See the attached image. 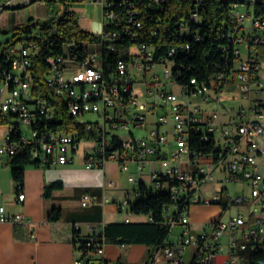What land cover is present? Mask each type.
Here are the masks:
<instances>
[{
	"label": "built area",
	"instance_id": "1",
	"mask_svg": "<svg viewBox=\"0 0 264 264\" xmlns=\"http://www.w3.org/2000/svg\"><path fill=\"white\" fill-rule=\"evenodd\" d=\"M81 1L101 5L102 28L94 32L100 40L82 42L81 56H72L73 43L65 45L64 55L48 58L43 85L35 77L40 50L37 41L23 32L21 39L14 41V32L7 36L0 34V163L10 167L19 150H27V157L38 166L73 163L80 145L86 142L88 146L83 151L86 167H104L111 160L124 171L133 165L136 173L130 176L133 182L149 180L155 189L167 188L174 199L188 196V203L178 208L176 216L168 214L172 226L183 227L182 233L175 241L164 243L143 264H215L214 259L223 247L227 252L220 264H244L241 251L264 247V174L258 161V155L264 152V112L258 109L264 102H255L251 118H245V108L239 107L235 112L240 119L222 124L218 111L202 112L198 105H192L191 98L223 102L227 99V86L235 82L243 98L255 89H264L262 62L249 50L252 44H264V18H255L251 9L256 1L241 0L246 10L241 11L238 6L231 18L236 34L229 36L240 38V43L247 42L246 55L237 47L235 53L239 58L234 68L219 72L210 85L196 86L190 95L178 83L170 86L169 75L175 71L170 69L172 60L167 56L156 58L151 45L131 44L127 48L128 59L118 57L114 67L104 58L105 49L115 50L114 42L138 37L143 23L137 7L132 3L127 7L124 0L75 2ZM163 1L153 0L156 4ZM11 2L0 3V12ZM193 19L199 21V16L195 13ZM247 19L250 25L244 24ZM111 24L116 26L107 30L106 26ZM174 52L172 48L169 54ZM159 65L163 66L162 71L156 70ZM191 82L195 83V79ZM88 113L96 114L97 118L83 119ZM74 120L86 121V128H74ZM148 123L153 124L152 128L138 134L136 129H147ZM195 123L204 125L203 129L196 128L203 131V139L204 132H213L215 147L225 154L217 163L211 155L190 147V125ZM25 126L30 128V134L25 132ZM15 130H23V139L15 138ZM203 159H210L215 167L224 165L225 181H247L248 196L230 197L231 201L257 203L261 215L248 223L238 213L227 220H213L208 225L210 230L195 231L190 207L220 200V191L212 199L203 196L202 185L214 180L213 170ZM22 188L15 185L14 201L25 200ZM125 206L124 203L120 207L124 210ZM124 220H130L129 209ZM26 221L25 215L8 213L0 205V222ZM97 232L94 229L93 235L76 247L74 264H117L106 259V244L98 241ZM225 235L228 239L224 243Z\"/></svg>",
	"mask_w": 264,
	"mask_h": 264
},
{
	"label": "trees",
	"instance_id": "2",
	"mask_svg": "<svg viewBox=\"0 0 264 264\" xmlns=\"http://www.w3.org/2000/svg\"><path fill=\"white\" fill-rule=\"evenodd\" d=\"M76 0H46L53 6L55 3L72 5ZM129 7L133 4L140 11L143 27L138 32V37L114 42L115 50H106L104 43V58L111 66H115L117 58L128 59L127 48L134 43H146L155 50L156 58L167 56L175 69L173 77L190 95L196 86L210 85L211 80L221 72H230L239 56L235 53L237 48L231 42L230 33L236 34L232 29L231 18L233 11L241 4V0H165L156 4L153 0H124ZM256 1L253 5L255 18H264V0ZM120 5V4H119ZM120 7V6H119ZM122 11H126L124 7ZM199 16V21L193 19V15ZM23 24L14 26L12 40L21 39L20 33L27 34L28 38L37 41L39 53L36 56L35 77L41 85L48 72V58L65 54L66 44H75L72 48L73 56H81L83 53L81 44L84 41H99V36L94 32L85 31L79 24V18L73 10L65 9L61 14L51 16L39 21L29 18ZM35 21V25L32 22ZM116 24L107 25L106 29H113ZM33 28L39 31L38 36L31 37ZM175 52L169 54L170 49ZM254 51L257 60L264 62V44H252L249 48ZM195 79V83L191 80ZM64 106V104L62 105ZM204 128L201 123L190 125L189 143L196 152L211 155L214 161L222 159L225 154L215 147L214 141L204 140L203 131L196 128ZM28 164H36L35 160L25 156L13 157L10 161V171L16 186L23 187L24 169ZM62 186L61 181L51 182L45 185L44 196L48 197L51 191ZM136 199L130 201V213L144 215L147 219L140 221H121L107 223L102 230L97 232L99 242L117 245L142 244L147 247V258H153L157 250L168 242L172 225L168 219L169 212L177 215L178 208L187 204L188 196L182 199H174L171 193L154 188L145 181L136 184ZM222 213L230 209L233 204L225 189L220 191L218 202ZM177 207V208H176ZM180 211V210H179ZM61 211L54 208L48 214L50 221L60 218ZM77 237L76 247H81L86 238ZM240 256L244 264H264V249L241 251ZM117 264H123L118 261Z\"/></svg>",
	"mask_w": 264,
	"mask_h": 264
},
{
	"label": "crops",
	"instance_id": "3",
	"mask_svg": "<svg viewBox=\"0 0 264 264\" xmlns=\"http://www.w3.org/2000/svg\"><path fill=\"white\" fill-rule=\"evenodd\" d=\"M16 13V10L11 9L10 19L13 23L16 21ZM84 22V19L79 18L81 28ZM95 25L96 27L90 32L100 31L102 21ZM237 92L235 82L227 86V99L223 102L219 103L214 98L203 101L200 97H192L191 103L198 105L202 112L218 111L219 122L222 124H228L234 119L239 120L240 117L235 112L239 107L245 108V118H251L255 113L252 110L255 102H264V89H255L247 98L240 99L237 98ZM193 99H195L194 103ZM258 110L264 112V104ZM203 161L213 170L214 175V180L204 183L206 188L202 193L205 198L212 199L222 189H225L229 197L248 196L249 192L244 195L228 190L229 183L221 180L224 179V165L215 167L210 159ZM258 161L264 174L263 151L258 155ZM24 173L22 191L26 197L23 202H16L14 200L17 193L10 167L5 162L0 163V199L5 201L0 205H4L8 213H21L27 218L26 222L19 224L0 222V264H74L77 256L76 238L86 237L96 228L100 231L107 223L123 221L130 201L136 199L137 183L130 180L131 175H136L133 165L130 170L124 171L116 161L111 160L106 162L104 167L88 168L83 153L75 156L73 163H55L46 167L28 164ZM215 173L221 179L217 180ZM5 180H7L6 186ZM55 181H61L62 186L53 189L50 196H44L45 185ZM235 182H246L250 188L245 180ZM124 203L126 206L122 210L120 206ZM236 205L238 206L236 214H243L248 223H252L261 215L257 203ZM54 208L60 209L61 216L56 221H50L48 214ZM222 215V208L218 202L194 204L189 210L191 225L195 231L204 229ZM146 219L145 217L141 220ZM130 220L140 221L136 218ZM223 238L225 243L228 235ZM168 241L174 240L169 238ZM126 246L106 244V259L117 263L121 261L123 264H143L148 259L146 256L141 261L142 256L147 255V247L142 244L128 245L131 254L138 253L124 259L123 249ZM223 249L225 252L222 254L219 252L217 256L219 264L227 252L224 247L221 250Z\"/></svg>",
	"mask_w": 264,
	"mask_h": 264
},
{
	"label": "rangeland",
	"instance_id": "4",
	"mask_svg": "<svg viewBox=\"0 0 264 264\" xmlns=\"http://www.w3.org/2000/svg\"><path fill=\"white\" fill-rule=\"evenodd\" d=\"M8 1H12L11 5L12 6H18L17 8H12V7H6L4 8L1 12H0V34L3 36H7L11 33H13V28L14 26L20 25L25 23L29 18L32 19H37L39 21H43L45 19L50 18L51 16H56L58 14H61L65 9L68 10H73L78 18H82L85 20L84 23H82V29L85 31H91V29H93L94 27H96V23L101 22L102 21V8L101 5L95 2H74L72 5H66V4H59V3H55L53 6L48 5L46 2H44V0H0V3L2 4H6ZM46 1V0H45ZM239 10L241 11H245L247 6L245 4H240L239 5ZM253 7L251 6V9ZM11 9L16 10V21L13 23L10 19V12ZM96 22V23H95ZM251 21L250 20H245L244 24L245 25H250ZM40 33L38 31L37 28H33V31L31 32L30 36L34 37V36H38ZM239 48L241 49V54L243 56L246 55L247 51H248V45L247 42H242L239 43ZM263 67H264V62L262 63ZM163 66L159 65L156 70L158 71H162ZM261 78H263L264 80V68L261 70L260 72ZM139 89V88H138ZM237 98H243L242 94H240V92L236 93ZM246 100V99H245ZM195 102V99H193V103ZM97 118V115L94 113H88L85 115V117L83 119L87 120V119H91L94 120ZM84 121V120H82ZM153 124L152 123H148V127L147 129L145 127L143 128H137L136 130L138 134H142L147 132L150 128H152ZM135 129V128H134ZM30 128L28 126H25V132L27 134H30ZM88 146V144L82 143L79 147V151L78 153L75 154V156L81 155L84 151V149ZM173 148H175V146H172ZM216 174V179L219 180L221 178H218L217 173ZM224 180V179H221ZM148 184H150L149 180H145ZM229 191L230 192H236L238 194H244L247 195L250 188L247 185L246 182H229ZM218 183V182H217ZM5 186L7 185V180L4 181ZM206 184V183H205ZM205 184L202 185V192H204V188H206ZM220 184V183H219ZM218 184V185H219ZM210 192V191H209ZM13 194V192H12ZM133 199H135L133 197ZM5 202L4 200L2 201L0 199V203ZM238 210V206L236 204H232L230 206V209L227 210L226 212L223 213L222 215V220H227L230 216L236 214ZM130 218H136V219H144L145 216L144 215H140V214H134V213H130ZM206 229L210 230V227L206 226ZM183 231V227L181 225H174L172 227V231L170 234V240H176V238H178V236H180V234ZM224 237V236H223ZM224 240V238H223ZM124 259H126L127 257L131 258L132 255L137 254L138 252H135L134 254H131L130 252V248L127 245L124 249ZM221 254L225 252V250H220ZM146 254H144L141 258V261H143L146 258ZM214 263L215 264H219V257L214 259ZM132 264H137V263H132Z\"/></svg>",
	"mask_w": 264,
	"mask_h": 264
},
{
	"label": "bare ground",
	"instance_id": "5",
	"mask_svg": "<svg viewBox=\"0 0 264 264\" xmlns=\"http://www.w3.org/2000/svg\"><path fill=\"white\" fill-rule=\"evenodd\" d=\"M253 1V0H252ZM231 42L235 44L236 47H239L240 38L231 37ZM73 56V55H72ZM170 69H173V65L170 63ZM169 84L170 86L177 85L173 74L169 75ZM74 128H86V121L74 120ZM15 138L23 139V130H15ZM213 139V132H204V139ZM19 155L22 157L27 156V150H19ZM167 191V188H158ZM264 249V247H262Z\"/></svg>",
	"mask_w": 264,
	"mask_h": 264
},
{
	"label": "water",
	"instance_id": "6",
	"mask_svg": "<svg viewBox=\"0 0 264 264\" xmlns=\"http://www.w3.org/2000/svg\"><path fill=\"white\" fill-rule=\"evenodd\" d=\"M8 7L17 8L18 6H12V5H11V6H8ZM35 23H36V22L33 21V22H32V25H35ZM23 38H26V35H23ZM73 47H74V45H73Z\"/></svg>",
	"mask_w": 264,
	"mask_h": 264
},
{
	"label": "flooded vegetation",
	"instance_id": "7",
	"mask_svg": "<svg viewBox=\"0 0 264 264\" xmlns=\"http://www.w3.org/2000/svg\"><path fill=\"white\" fill-rule=\"evenodd\" d=\"M26 22H30V21L27 20Z\"/></svg>",
	"mask_w": 264,
	"mask_h": 264
}]
</instances>
